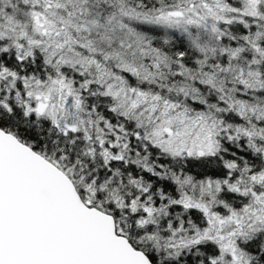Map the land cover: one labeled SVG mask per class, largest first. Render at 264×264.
Returning <instances> with one entry per match:
<instances>
[{"label": "snow or ice", "instance_id": "snow-or-ice-1", "mask_svg": "<svg viewBox=\"0 0 264 264\" xmlns=\"http://www.w3.org/2000/svg\"><path fill=\"white\" fill-rule=\"evenodd\" d=\"M0 264H264V0H0Z\"/></svg>", "mask_w": 264, "mask_h": 264}]
</instances>
